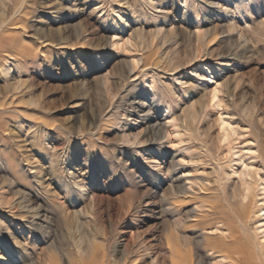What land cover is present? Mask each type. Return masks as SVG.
I'll return each instance as SVG.
<instances>
[{"label": "rangeland", "instance_id": "obj_1", "mask_svg": "<svg viewBox=\"0 0 264 264\" xmlns=\"http://www.w3.org/2000/svg\"><path fill=\"white\" fill-rule=\"evenodd\" d=\"M94 244L264 264V0H0V264Z\"/></svg>", "mask_w": 264, "mask_h": 264}, {"label": "bare ground", "instance_id": "obj_2", "mask_svg": "<svg viewBox=\"0 0 264 264\" xmlns=\"http://www.w3.org/2000/svg\"><path fill=\"white\" fill-rule=\"evenodd\" d=\"M216 208L217 207H215V206L212 207L213 210H215ZM215 214L219 215L220 212H215ZM228 229H229V227H228ZM93 238H94V240H97L95 237H93ZM221 238L224 241L223 250L222 249L219 250L215 245L212 248L214 250V253H217V255H219V257H223V258L227 257V258L233 259V257L236 256L233 260L240 262V263H245V260H246L245 259L246 258L245 250L239 246L231 247L228 243H226L225 239L230 238V237H227V236L223 237L222 236ZM169 243H171V244H169ZM175 243H176V240H172V241L168 242V247L172 251L174 256H178V249H177ZM221 243H222V241H221ZM77 254L79 255L78 264H99V246H97L95 244L93 245V248L89 252H86L83 250L81 251V249L79 248L77 250Z\"/></svg>", "mask_w": 264, "mask_h": 264}]
</instances>
